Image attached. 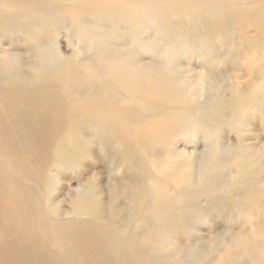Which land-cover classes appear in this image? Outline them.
<instances>
[{
	"label": "rangeland",
	"instance_id": "374dc122",
	"mask_svg": "<svg viewBox=\"0 0 264 264\" xmlns=\"http://www.w3.org/2000/svg\"><path fill=\"white\" fill-rule=\"evenodd\" d=\"M36 1L35 8L43 11L51 3L63 8L106 2ZM133 1L137 11L155 6L159 12L147 18L125 17L99 9L86 12L83 24L95 28L109 44L106 52L161 66L149 89L166 84L159 95L163 100H151L153 107L127 106L134 117L123 132L99 128L95 121H64L54 113L39 128L43 149L25 136L26 127L32 129L38 122L20 119L0 101V117L8 127L5 138L20 146L21 156L20 164L12 165L0 147L1 183L3 177L14 176L33 191L36 206L45 211L42 222L41 214L35 215L34 226L54 254L63 256L56 238L63 221L115 223L124 238L139 237L151 221L147 193L166 183L168 196L177 198V203L168 204L177 212L187 204L199 209L188 229L159 240L160 264H218L230 255L234 264H264V0ZM187 4L202 9L191 16ZM16 11L20 8L6 9L0 0V15ZM81 27L72 14L8 18L0 33V62L14 58L28 76L34 74V63L93 62L101 51L85 47ZM79 85L67 92L76 96ZM172 95L179 101H169ZM243 99L251 102L241 118L238 106ZM52 108H60V97ZM189 111H195L200 122L183 131L162 118ZM212 145L224 161L215 176L227 183L218 186L216 197L211 191L192 200L184 193L178 197L191 185H203Z\"/></svg>",
	"mask_w": 264,
	"mask_h": 264
},
{
	"label": "bare ground",
	"instance_id": "6f19581e",
	"mask_svg": "<svg viewBox=\"0 0 264 264\" xmlns=\"http://www.w3.org/2000/svg\"><path fill=\"white\" fill-rule=\"evenodd\" d=\"M111 1L115 0H106L103 5H93L88 2L86 7L76 5L63 8L57 6L56 3H51L48 9L43 11L35 8L36 0H2L6 9L19 7L20 12L16 11L10 16L0 15V33L5 31L8 18L17 21L27 15L36 20L45 18V16L58 17L72 14L79 26H82L79 38L85 43V47L101 51V55L85 65L73 63L63 66L57 62L51 65L34 63L31 65L34 68V74L29 76L22 72V67L14 58L0 62V101L20 119L38 122V125L32 129L27 126L25 132V136L30 138L35 146L40 145L38 149L46 146L42 145L37 137L40 125H47L48 119H53L54 113H57L58 119H64V121L81 119L79 122L81 125L95 121L99 128L116 130V132L122 130L123 132L128 128L129 120L134 117L127 106L140 104L141 108L148 107V105L153 107L151 100L157 102L163 100L159 99V95L164 92L166 84L165 87L162 83V86L160 85L163 91H159L161 87L152 89V92L149 89V82L153 81V76L161 69V66L153 65L137 57L127 58L120 53L106 52L109 44L97 34L95 28H85L83 24V15L86 12L100 13L99 9L106 15L120 13L125 17L146 18L150 14L158 13L159 9L155 6H146L145 10L137 11L131 6L136 4L133 0H117L115 4ZM179 6V4L173 5L170 9ZM187 8L191 16L202 9L196 4H187ZM28 29L32 30L33 27L30 26ZM54 76L55 81L50 82ZM77 83L80 85L74 92L76 96H71L67 91L71 92L69 87ZM56 97L58 99L60 97V108L54 111L52 103L54 100L57 102ZM169 101L178 102L179 96L172 95ZM250 102L245 99L239 101L238 113L241 118L245 116ZM157 107L155 108L161 113V109ZM163 117L167 123L170 121L176 131H183L190 124L200 122L195 111H189L184 116L174 117L164 114ZM200 118L212 119L211 117ZM7 128L0 117L1 151L5 153L12 165L18 166L21 160L20 146L15 142L10 143L7 137L5 138ZM142 145L143 143L141 147ZM216 148V145H212L206 156L205 168L207 170H205L203 185L199 189L191 185L189 189L180 191L178 197L184 193L189 200L197 199L203 191H211V195L216 197L218 186L227 183L226 181L221 183L222 177L215 176L216 172L214 173L224 163L217 155ZM210 173L213 174L208 175ZM26 175L32 176L30 173ZM187 176H185L186 181ZM1 177L0 172V264H160L158 257L161 253L159 249L161 244L159 240L164 239L168 233L188 229L199 209L197 204H187L181 208L180 212H177L175 206L168 204V201L176 202L177 198L168 196L166 183L157 185V190L153 188L147 193L151 201L149 210H147L151 221L143 227L145 232L142 235L135 238H124L115 223L98 222L90 225V222L63 221L61 222L63 224L58 226L59 232H56V238L61 244L63 254L61 256L52 252L47 244L48 239L37 234L33 220L39 213L42 217L40 221H44L42 213L45 211L36 206L33 191L25 187L14 176L3 177L2 183ZM163 180L165 181V178ZM140 212L138 210L136 214ZM67 227H72V229H67ZM108 227L114 228L113 231H108ZM218 264H234V258L230 255Z\"/></svg>",
	"mask_w": 264,
	"mask_h": 264
}]
</instances>
